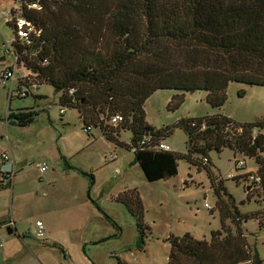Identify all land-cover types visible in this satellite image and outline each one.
I'll use <instances>...</instances> for the list:
<instances>
[{
	"label": "trees",
	"instance_id": "1",
	"mask_svg": "<svg viewBox=\"0 0 264 264\" xmlns=\"http://www.w3.org/2000/svg\"><path fill=\"white\" fill-rule=\"evenodd\" d=\"M13 1L18 7L11 9L12 17L32 26L28 44L20 41L13 23L7 22L14 28L17 62L28 74L17 81L18 88L28 97L36 102L44 99L39 90L48 84L58 93L60 108L77 109L87 134L99 129L111 143L120 145L122 132L129 131L132 136L125 148L134 154L132 163L140 166L148 182L178 175V160L197 165L194 155L206 167L211 150L229 149L235 157L254 159L256 196L264 199V157L260 156L264 119L237 124L216 113L182 117L174 126L157 129L146 121L144 109L157 90L179 92L167 105L173 111L182 105L186 93L198 91H205L208 105L221 109L229 83L264 85V0ZM33 84L38 87L35 94ZM71 89L75 92L70 95ZM35 110H9L7 120L25 127L33 124ZM116 114L122 120L111 123ZM172 128L186 134V153L158 149L172 135ZM205 170L211 176L210 168ZM78 172L92 184V174ZM128 191H122L118 201L136 220L140 251L148 227L143 223L138 192ZM259 217L257 213L251 219L256 218L261 226ZM227 218L234 223V233L225 225ZM241 220L233 208V216L220 215V229L211 231L208 241L189 233L166 238L170 246L167 264H260L258 253L247 247Z\"/></svg>",
	"mask_w": 264,
	"mask_h": 264
},
{
	"label": "rangeland",
	"instance_id": "2",
	"mask_svg": "<svg viewBox=\"0 0 264 264\" xmlns=\"http://www.w3.org/2000/svg\"><path fill=\"white\" fill-rule=\"evenodd\" d=\"M17 7L13 0H0V13ZM13 30L0 17V58L5 56L7 61L11 59L4 45L11 43ZM7 61H0V70ZM39 91L45 98L37 102L39 108L33 124L25 127L10 124L5 128L2 122L8 109L30 106L32 99L9 101L8 89L0 83V154L7 151L15 162H21L19 166H23V171L20 175L16 173V179L20 181L26 174V179L18 185L15 180L10 186L0 184V223L13 219L17 228V232L4 237L0 264H167L170 246L166 238L189 233L196 239L208 241L211 231L220 229V215L233 216V208L243 219L240 225L247 247L256 251L260 264H264V199L256 196L251 179L257 169L254 159L250 161L240 154L235 157L229 149L220 153L211 150L208 153L210 164L206 165L211 176L206 173L200 157L194 155L197 165L178 160V175L148 182L140 166L131 164L134 154L125 148L132 136L129 131L122 132L120 139L124 142L120 145L111 143L99 129L93 128L91 134H87L82 130L84 124L77 109L68 108L60 116L58 93L48 84H43ZM178 93L171 89L154 92L144 104L146 121L161 129L174 126L182 117L216 113L234 119L237 124L264 119V85L229 83L227 99L221 109L205 102V91L186 93L176 111L168 109L170 98ZM172 129L166 142L173 152L186 153V134L180 128ZM6 135L9 142H20L18 151L13 150L12 144L7 145ZM114 155L116 158L110 160ZM260 156L264 157V153ZM44 163L46 168L41 171L40 165ZM63 163L93 174L94 186L91 187L89 177L80 172L73 173L72 178L63 175L59 172L60 169L66 171ZM53 167L58 169L51 174ZM233 170L237 172L234 174ZM49 178H53L54 187H60L64 198L63 208L54 218L51 214L45 217L41 210V204L47 200L44 194ZM133 189L143 203V223L145 229L148 227L145 247L140 251L136 247V220L118 201L122 191ZM92 202H96L97 207ZM206 203L210 208L205 207ZM257 213L261 226L256 218L251 219ZM104 214L110 218L109 222ZM246 216L250 219L245 220ZM37 219L45 227L42 239H36L32 230ZM225 225L235 232L231 218L225 220ZM1 232H5L3 227ZM50 233L55 236L47 237ZM52 241L60 246H50Z\"/></svg>",
	"mask_w": 264,
	"mask_h": 264
},
{
	"label": "crops",
	"instance_id": "3",
	"mask_svg": "<svg viewBox=\"0 0 264 264\" xmlns=\"http://www.w3.org/2000/svg\"><path fill=\"white\" fill-rule=\"evenodd\" d=\"M1 14V13H0ZM1 17V16H0ZM5 52V51H4ZM7 53V52H6ZM8 54V53H7ZM8 57H9V59H11V61H7L6 60V57L5 56H1V58L0 59H2L1 60V62H3V63H5L6 61H7V63H6V65H4L3 64V66H2V68H1V70H0V73L2 72V70H4L5 68H7L8 66H10L11 65V63H12V61L14 60L13 59V56L12 55H9L8 54ZM3 86L5 87V88H7L8 89V92H9V87L8 86H6V84L4 83L3 84ZM13 88L14 89H16V84H14L13 85ZM8 92H7V94H8ZM41 94V93H40ZM29 98H31L32 99V105H30V106H25L24 108H29V107H33L34 109H38L39 107H38V105H37V102L35 101V100H33V98L30 96V97H27V98H25V99H29ZM25 99H22V100H25ZM34 105V106H33ZM20 109H22V108H20ZM35 111H37V110H35ZM8 113H9V109H8ZM65 113H63V114H61L60 116H63ZM8 115V114H7ZM6 115V116H7ZM79 116V115H78ZM80 119V118H79ZM2 124L4 125V127L6 128L8 125H10L11 123H9L8 122V120H7V117L5 118V120H4V122H2ZM8 139H9V137L6 135V138H5V140L7 141V142H9L8 141ZM10 144H12L13 145V150H15L16 148H17V151H18V148L20 147V142H18V141H12V143L11 142H9V143H7V145L9 146ZM4 150V149H3ZM58 151H60L59 150V148H58ZM3 153H7V151H3L0 155H2ZM8 154V153H7ZM61 157H63V156H61ZM9 159L10 160H13V163H11L10 161H3L1 158H0V184L2 183V184H5L6 186H10V185H13L12 183H14V180H15V185H18V183L22 180V179H26V174L24 175V177L23 178H21L20 179V181L18 180V178L16 179V173L18 174V175H20L21 173H22V171H23V166L21 167V166H19L20 164H21V162H15V160L13 159V157L12 158H10L9 157ZM252 161H254L253 159H252ZM16 164L18 165V167L16 168ZM45 164V163H44ZM64 164V163H63ZM131 164H133V163H131ZM43 164H41L40 165V167L42 166ZM69 165V164H68ZM134 165V164H133ZM64 166H65V164H64ZM70 166V169H68V168H66V166H65V168H66V171L65 172H63L62 171V169H60V171L59 172H61V173H64L63 175H68V177L69 178H72V177H74L75 175H73V173H76V171H77V173H78V168H76V167H73V166H71V165H69ZM17 169H18V172H17ZM57 169H58V167H53L52 168V172H51V174H54L55 172H57ZM68 171V172H67ZM67 172V173H66ZM84 172V171H83ZM237 171L236 170H233V173L235 174ZM256 172V170L254 171V173ZM87 173V172H86ZM7 177H9V181L6 179V176ZM5 176V177H4ZM92 176H93V174H92ZM94 179V178H93ZM53 182H54V180H53V178H49L48 179V183H46V182H44V183H46V185L48 186V187H46L45 186V189H46V191H47V193H45L44 194V196L46 197V203L45 204H41V210H42V213L45 215V217H47V215H49V214H51L52 215V218H54L55 217V214L57 213V212H59L60 211V209H62L63 208V203H64V198H63V194H61L60 192V187H54L52 184H53ZM52 185V187H50ZM91 187H93L94 186V180H93V182H92V184L90 185ZM91 189H93V188H91ZM28 195V193L27 194H25V195H21V196H27ZM37 221H40V219H37ZM4 223H9V224H11L10 226H8L7 228H4L5 229V232H1L0 233V235H1V238H2V241H3V244L5 245V243H4V237H5V235H12L14 232H17V228H16V226H15V222H14V220L13 219H9L8 221H5V222H3V224ZM10 229V231H11V233H8V230ZM32 230L34 231V228L32 227ZM35 234V233H34ZM50 236H55L54 234L52 235L51 233L50 234H47V237H50ZM35 237V236H34ZM37 239V238H36ZM53 243V245L51 244L50 246H55L56 245V247L58 246H60V244L59 243H57V242H55V241H52ZM42 245H44V243L42 244ZM48 245V244H47ZM44 246H46V245H44ZM5 246H3V248H4ZM3 248H1L0 249V251L2 250V251H4V249ZM61 248V247H60ZM64 249L62 248V251H63ZM44 253L46 252V251H44V250H42ZM4 253H6V252H4ZM39 264H42L41 262H39Z\"/></svg>",
	"mask_w": 264,
	"mask_h": 264
},
{
	"label": "built area",
	"instance_id": "4",
	"mask_svg": "<svg viewBox=\"0 0 264 264\" xmlns=\"http://www.w3.org/2000/svg\"><path fill=\"white\" fill-rule=\"evenodd\" d=\"M32 7H36L37 8L36 4H32ZM11 14H12L11 10H8V11H5V12L2 11L0 16L3 17L6 20V23L7 22L13 23L14 28H15V32H16V34L19 37L21 42H26V43L29 44L30 40L28 38V36H29L28 32L32 31V26L30 25V23H27L26 21L20 19L19 17L13 18ZM13 39H12L11 43H8L7 45H4V46L7 49L6 52L9 55H12L14 60L12 61L10 66H8L4 70H2V72L0 73V83H2V84L5 83L6 86L9 87V92H8V100L9 101H10V97H13V98H17L18 97L20 99L21 98L25 99V98L28 97L27 94H26L27 92L24 89H19L18 88L17 81L27 77L28 74L20 67L19 63L17 62L18 61V55H16V53L14 52L13 47H12L13 46V44H12L13 43ZM14 84H16V89L13 88ZM31 89L33 91V94L38 92V87L35 84L32 85ZM74 92H75V90L71 89L70 90V95L74 94ZM59 112H60V114L65 113L64 108H60ZM121 120H122V116L119 115V114H116V115H114L111 118V123H117V122H120ZM86 129L90 130L91 128L88 126ZM158 149L164 150V151H168L170 149V147H169L168 143L161 142L158 145ZM0 158L3 161H7V162L10 161L11 163H13V160L9 159V156H8L7 153H3L2 155H0ZM115 158H116L115 155L111 156L110 160H114ZM239 164L241 165V163H239ZM45 168H46V164H43L40 167V170L44 171ZM230 177H232V175ZM6 179L8 181L10 180L9 177H7V176H6ZM251 179L254 180V181H257V178H255V177H251ZM205 207L206 208H210V205H208L206 203ZM10 225L11 224H9V223H4V224L0 223V229H1V227L7 228ZM33 228H34V233H35L34 236H35V238H37V239L44 238L45 227H44V224L41 221H36L34 226H33ZM3 245L4 244H3V241H2V238H1V235H0V248H3Z\"/></svg>",
	"mask_w": 264,
	"mask_h": 264
},
{
	"label": "water",
	"instance_id": "5",
	"mask_svg": "<svg viewBox=\"0 0 264 264\" xmlns=\"http://www.w3.org/2000/svg\"><path fill=\"white\" fill-rule=\"evenodd\" d=\"M8 233H11L10 229L8 230Z\"/></svg>",
	"mask_w": 264,
	"mask_h": 264
}]
</instances>
